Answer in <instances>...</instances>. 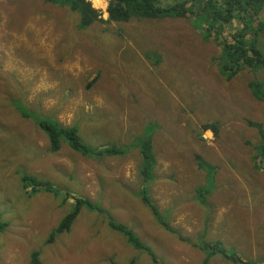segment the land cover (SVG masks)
<instances>
[{
  "label": "rangeland",
  "instance_id": "374dc122",
  "mask_svg": "<svg viewBox=\"0 0 264 264\" xmlns=\"http://www.w3.org/2000/svg\"><path fill=\"white\" fill-rule=\"evenodd\" d=\"M89 1L105 22L81 29L69 8L0 0V222L9 224L0 264H33V253L40 264H232L199 250L200 240L264 264V142L248 125L264 128V101L249 88H264V69L228 80L219 46L241 21L206 37L202 18L115 22L110 0ZM259 9L247 16L260 26L264 53ZM37 120L76 127L91 148L124 147L125 155L85 157L67 145L53 153ZM207 123L218 124V135L202 132ZM144 136L157 161L151 197L179 235L139 198ZM73 198L102 211L83 206L50 242L76 210ZM106 212L156 260L112 230Z\"/></svg>",
  "mask_w": 264,
  "mask_h": 264
},
{
  "label": "trees",
  "instance_id": "16d2710c",
  "mask_svg": "<svg viewBox=\"0 0 264 264\" xmlns=\"http://www.w3.org/2000/svg\"><path fill=\"white\" fill-rule=\"evenodd\" d=\"M48 3L69 8L73 13L80 16V28L87 29L95 23H104L102 13L93 7L89 0H46ZM264 0H172L166 6H160L158 0H110L107 8L109 19L115 22H129L132 19H149L161 20L166 18L176 19H195L202 18L206 37H211L212 30L219 33L220 24L228 25L234 21L240 20L243 29L229 34L227 38H221L219 46L221 47V55L224 61L222 67L223 73L227 75L228 80L234 78L244 69L261 70L264 69V53L257 47V35L260 33V26H252L247 16L248 10H254V16L257 17L259 8H262ZM263 27V26H261ZM217 35V34H216ZM217 39V37L215 36ZM249 88L253 96L259 101H264V88H260L257 83H250ZM56 123V122H55ZM53 123L49 120H37V126L47 137L51 152H59L63 145H67L71 150L85 157H103V156H123L126 148H107L93 149L86 144L79 134L76 127H66L60 123ZM218 124L207 123L202 126V132L210 131L218 135ZM248 125L256 128L261 139L264 142V128L256 122L248 121ZM149 136L152 134L149 132ZM147 134V135H148ZM201 140L202 137H201ZM136 149L141 155L142 187L140 188L139 198L144 205L150 210L155 221L166 231L171 234L179 235L178 231L172 227L169 217L162 213L154 203L151 193L150 184L154 180L155 167L157 164L153 151L152 139L147 136L139 138ZM264 150V144H263ZM262 150V152H263ZM95 153V154H93ZM93 154V155H90ZM264 157V154L263 156ZM199 159V157H197ZM259 169L260 167L257 166ZM76 202V210L70 213L60 224L57 230L51 235L50 242L55 238V234L69 231L74 220L80 214L81 208L84 206L91 210L102 211L101 208L94 205L85 198H73ZM94 206V208H93ZM109 218V227L117 232L122 233L129 244L135 249L145 251L152 255L156 260L152 249L144 244L133 232L124 224L118 223L112 219V216L105 213ZM2 222V223H1ZM0 222V232L8 227L6 222ZM181 241L183 238L179 237ZM215 242V243H213ZM220 241L200 240L198 249L202 251L210 250L212 253L221 252L227 260L234 264H255L248 263L237 253L231 254L229 251L221 249ZM212 243V244H211ZM202 245V246H201ZM38 253L32 254V263L40 264ZM134 264V262H131Z\"/></svg>",
  "mask_w": 264,
  "mask_h": 264
},
{
  "label": "crops",
  "instance_id": "0c3cea01",
  "mask_svg": "<svg viewBox=\"0 0 264 264\" xmlns=\"http://www.w3.org/2000/svg\"><path fill=\"white\" fill-rule=\"evenodd\" d=\"M170 2H172V0ZM227 261H229V260H227ZM229 262L232 263L231 261H229ZM232 264H234V263H232Z\"/></svg>",
  "mask_w": 264,
  "mask_h": 264
},
{
  "label": "bare ground",
  "instance_id": "6f19581e",
  "mask_svg": "<svg viewBox=\"0 0 264 264\" xmlns=\"http://www.w3.org/2000/svg\"><path fill=\"white\" fill-rule=\"evenodd\" d=\"M98 2L100 3V0Z\"/></svg>",
  "mask_w": 264,
  "mask_h": 264
}]
</instances>
